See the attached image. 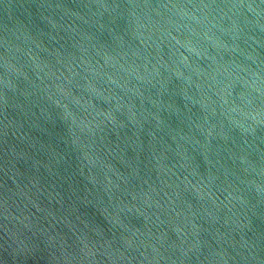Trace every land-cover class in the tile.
I'll list each match as a JSON object with an SVG mask.
<instances>
[{"label":"water","instance_id":"obj_1","mask_svg":"<svg viewBox=\"0 0 264 264\" xmlns=\"http://www.w3.org/2000/svg\"><path fill=\"white\" fill-rule=\"evenodd\" d=\"M0 264H264V0H0Z\"/></svg>","mask_w":264,"mask_h":264}]
</instances>
